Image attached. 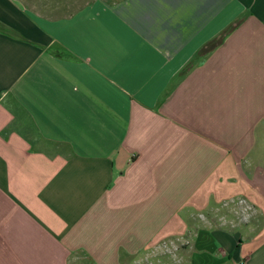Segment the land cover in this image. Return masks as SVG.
Listing matches in <instances>:
<instances>
[{
    "label": "crops",
    "instance_id": "0c3cea01",
    "mask_svg": "<svg viewBox=\"0 0 264 264\" xmlns=\"http://www.w3.org/2000/svg\"><path fill=\"white\" fill-rule=\"evenodd\" d=\"M75 4L0 0V264H264V0Z\"/></svg>",
    "mask_w": 264,
    "mask_h": 264
},
{
    "label": "built area",
    "instance_id": "2783aa9c",
    "mask_svg": "<svg viewBox=\"0 0 264 264\" xmlns=\"http://www.w3.org/2000/svg\"><path fill=\"white\" fill-rule=\"evenodd\" d=\"M223 207L230 209L240 222H247L252 218L255 206L245 197H230L224 200ZM178 240H165L160 244L161 250L167 253H175L179 249Z\"/></svg>",
    "mask_w": 264,
    "mask_h": 264
},
{
    "label": "rangeland",
    "instance_id": "374dc122",
    "mask_svg": "<svg viewBox=\"0 0 264 264\" xmlns=\"http://www.w3.org/2000/svg\"><path fill=\"white\" fill-rule=\"evenodd\" d=\"M88 0H76V4H75V7H80V6H82L83 4H85L86 2H87ZM72 8H67V9H65L66 11L67 10H71ZM246 198V197H245ZM249 200V199H248ZM250 201V200H249ZM251 202V201H250ZM252 203V202H251ZM253 205H254V203H252ZM255 206V205H254ZM255 208H256V206H255ZM256 213H257V208L253 211V213H252V217H254L255 215H256ZM197 214H198V217L199 218H202L203 216H202V211L201 212H197ZM172 254H174V253H172ZM173 257V256H172ZM174 258V257H173ZM74 264V263H73ZM75 264H76V262H75ZM77 264H84V263H82V262H80V263H77ZM147 264H158V263H156V260H151V261H148L147 262Z\"/></svg>",
    "mask_w": 264,
    "mask_h": 264
}]
</instances>
